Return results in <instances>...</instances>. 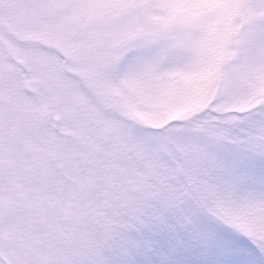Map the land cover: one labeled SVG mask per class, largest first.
<instances>
[{
    "label": "rangeland",
    "instance_id": "rangeland-1",
    "mask_svg": "<svg viewBox=\"0 0 264 264\" xmlns=\"http://www.w3.org/2000/svg\"><path fill=\"white\" fill-rule=\"evenodd\" d=\"M5 259L264 264V0H0Z\"/></svg>",
    "mask_w": 264,
    "mask_h": 264
},
{
    "label": "water",
    "instance_id": "water-1",
    "mask_svg": "<svg viewBox=\"0 0 264 264\" xmlns=\"http://www.w3.org/2000/svg\"><path fill=\"white\" fill-rule=\"evenodd\" d=\"M59 121H60V115H59V114H56V115L54 116V122H55V125H56V126H58ZM6 262H7V261H6ZM7 264H8V262H7Z\"/></svg>",
    "mask_w": 264,
    "mask_h": 264
},
{
    "label": "flooded vegetation",
    "instance_id": "flooded-vegetation-1",
    "mask_svg": "<svg viewBox=\"0 0 264 264\" xmlns=\"http://www.w3.org/2000/svg\"><path fill=\"white\" fill-rule=\"evenodd\" d=\"M12 55L14 56L13 52H12ZM51 104H52V103H51V101H47V106H48V107H47V109H48V108H50L49 106H50ZM53 116H54V115H53ZM56 128L58 129V128H59V126H58V127H56Z\"/></svg>",
    "mask_w": 264,
    "mask_h": 264
}]
</instances>
